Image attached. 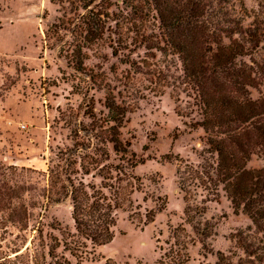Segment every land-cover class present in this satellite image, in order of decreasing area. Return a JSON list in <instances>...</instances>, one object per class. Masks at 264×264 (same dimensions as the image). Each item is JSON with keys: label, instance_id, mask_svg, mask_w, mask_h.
I'll return each mask as SVG.
<instances>
[{"label": "rangeland", "instance_id": "obj_1", "mask_svg": "<svg viewBox=\"0 0 264 264\" xmlns=\"http://www.w3.org/2000/svg\"><path fill=\"white\" fill-rule=\"evenodd\" d=\"M113 1L114 14L105 34L108 40L93 46V55L84 53L79 72L65 56L67 45L59 52V47L51 48L45 41V31L59 16L50 0H0V264H31L29 254L34 248L44 254V264H77L63 247L68 234L75 232L70 200L47 199V169L58 163L61 153L77 145L103 147L109 136L105 90L125 112L119 139L129 145L127 157L137 162L132 173L141 182L131 197L134 205L141 207L142 215L156 207L157 199H164L166 205L147 225L118 211L113 240L93 250L89 247L80 264H154L171 242L174 228L183 225L192 234L184 223L185 203L175 159L194 166L202 163L206 135L201 128L193 129L200 112L193 106V93L183 81L176 56L161 55L143 45L113 55V20L130 18L126 8ZM244 1L247 13L256 8L254 0ZM236 12L242 11L237 8ZM250 22L246 19L244 25ZM157 24L152 21L149 27L152 38L159 37ZM62 39L68 44L72 37L64 33ZM130 60L154 63L155 73L148 74L141 66L130 68ZM252 97H259L256 90ZM107 148L109 160L103 164H125L110 144ZM263 165L261 158L253 156L247 167ZM77 178L96 187L102 182L94 173ZM197 193L196 202L206 206L204 219L215 229L203 243L188 247L189 264H215L217 252H236L232 238L251 227V221L233 213L222 191L217 202L209 201L211 197L201 189ZM52 237L59 246L50 258Z\"/></svg>", "mask_w": 264, "mask_h": 264}, {"label": "trees", "instance_id": "obj_2", "mask_svg": "<svg viewBox=\"0 0 264 264\" xmlns=\"http://www.w3.org/2000/svg\"><path fill=\"white\" fill-rule=\"evenodd\" d=\"M116 1L126 8L130 18L113 20V55L143 45L161 55L176 56L183 81L193 93V106L200 112L193 129L201 128L206 135L207 148L200 165L175 159L177 184L185 203L184 223L193 235L183 225L174 228L171 242L166 243L167 248L154 264H189L188 247L214 234L215 226L204 219L206 206L196 202L200 189L211 197L209 201L215 202L222 191L233 213H241L251 221V227L232 238L236 252H217L215 264H264V165L259 169L247 167L253 156L264 161V0H254L256 8L250 13L244 0H235L238 4L232 0ZM50 2L57 7L59 16L45 31V41L51 48L59 47V52L67 45L65 56L81 72L84 53L90 51L93 55L92 47L108 40L105 34L110 29L114 1ZM246 19H251L248 25H244ZM152 21L158 23L159 37L148 35ZM64 33L72 37L68 44L62 39ZM127 65L133 69L141 66L148 74L156 69L148 61L140 64L130 60ZM252 90L257 91L258 98L252 97ZM105 93L109 136L103 147L77 145L61 153L58 163L47 169V199L53 203L70 200L75 232L68 234L63 247L77 264L87 257L89 247L93 250L113 240L118 211L128 213L129 220L147 225L166 205L164 199H157L156 207L145 210L143 215L141 207L134 205L131 197L141 182L132 173L137 162L127 157L129 145L119 139L125 112L107 90ZM190 112L192 115L194 110ZM107 144L125 164H103L109 160ZM88 150L90 155L85 154ZM92 173L101 178L100 187L86 185L77 178ZM37 234L41 241L42 231L38 229ZM51 241L54 246L49 248L50 258L59 246L54 237ZM29 258L31 264L45 261L37 248Z\"/></svg>", "mask_w": 264, "mask_h": 264}]
</instances>
